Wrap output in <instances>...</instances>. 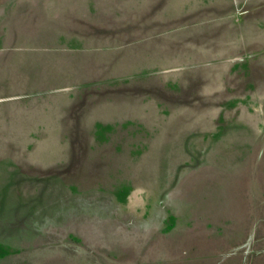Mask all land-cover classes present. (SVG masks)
Masks as SVG:
<instances>
[{
	"label": "rangeland",
	"instance_id": "374dc122",
	"mask_svg": "<svg viewBox=\"0 0 264 264\" xmlns=\"http://www.w3.org/2000/svg\"><path fill=\"white\" fill-rule=\"evenodd\" d=\"M0 264H264V0H0Z\"/></svg>",
	"mask_w": 264,
	"mask_h": 264
}]
</instances>
